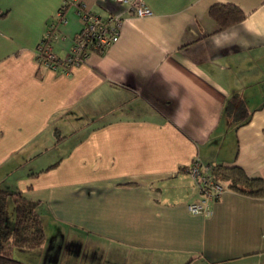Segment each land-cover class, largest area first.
Masks as SVG:
<instances>
[{
    "label": "crops",
    "instance_id": "1",
    "mask_svg": "<svg viewBox=\"0 0 264 264\" xmlns=\"http://www.w3.org/2000/svg\"><path fill=\"white\" fill-rule=\"evenodd\" d=\"M124 20L117 43L70 69L84 26L72 0H0V184L46 232L26 264H264V197L226 189L213 213L189 169L238 166L264 179V0H77ZM245 19L218 31L209 10ZM65 6L67 22L58 14ZM236 97L234 107L231 101ZM246 111H237L242 104ZM247 119L246 123H243Z\"/></svg>",
    "mask_w": 264,
    "mask_h": 264
},
{
    "label": "trees",
    "instance_id": "2",
    "mask_svg": "<svg viewBox=\"0 0 264 264\" xmlns=\"http://www.w3.org/2000/svg\"><path fill=\"white\" fill-rule=\"evenodd\" d=\"M215 20L218 31L225 30L242 22L246 15L235 5H213L209 10ZM236 97L231 101L234 107ZM237 111L245 112V106L239 104ZM243 123L247 122L244 119ZM212 175L225 189L239 193L264 197V179L249 176L238 166L212 167ZM39 203L27 199L21 191L7 184H0V264H21L11 254V248L36 249L46 240V232L37 208Z\"/></svg>",
    "mask_w": 264,
    "mask_h": 264
},
{
    "label": "built area",
    "instance_id": "3",
    "mask_svg": "<svg viewBox=\"0 0 264 264\" xmlns=\"http://www.w3.org/2000/svg\"><path fill=\"white\" fill-rule=\"evenodd\" d=\"M112 1L127 7L136 17H148L153 15L152 9L144 0H100ZM76 5L77 14L83 19L84 26L76 38L68 56L62 59L52 50L51 35L48 34L40 41L37 48V61L52 69H70L78 66L90 57L92 53H105L112 45L117 43L121 36L124 18L113 14L103 18L90 10L87 5L77 0H72ZM65 6L58 14L61 22L66 23L64 13ZM189 173L195 180L203 199L200 202L188 206L193 214L206 217L213 213V202L218 200L226 191L225 187L212 175V167L195 160L189 169Z\"/></svg>",
    "mask_w": 264,
    "mask_h": 264
},
{
    "label": "rangeland",
    "instance_id": "4",
    "mask_svg": "<svg viewBox=\"0 0 264 264\" xmlns=\"http://www.w3.org/2000/svg\"><path fill=\"white\" fill-rule=\"evenodd\" d=\"M15 256H16L17 258H21L22 263H23V264H26V258L24 257V255H20L19 253H16Z\"/></svg>",
    "mask_w": 264,
    "mask_h": 264
}]
</instances>
